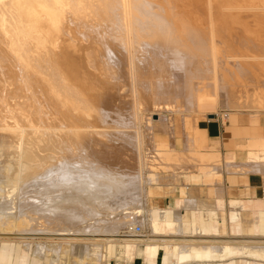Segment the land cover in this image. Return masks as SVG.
<instances>
[{
	"label": "bare ground",
	"instance_id": "6f19581e",
	"mask_svg": "<svg viewBox=\"0 0 264 264\" xmlns=\"http://www.w3.org/2000/svg\"><path fill=\"white\" fill-rule=\"evenodd\" d=\"M210 110L264 114V0H0V241L40 264L264 258L257 237L168 239L182 217L155 213L150 186L220 161Z\"/></svg>",
	"mask_w": 264,
	"mask_h": 264
},
{
	"label": "crops",
	"instance_id": "0c3cea01",
	"mask_svg": "<svg viewBox=\"0 0 264 264\" xmlns=\"http://www.w3.org/2000/svg\"><path fill=\"white\" fill-rule=\"evenodd\" d=\"M258 115L221 114L218 119L222 122L223 132L216 136L211 135L206 120L203 129L204 149L218 154L220 161L191 173L171 188L159 184L150 186L149 194L155 198V213L164 207L172 216L177 214L182 217L179 227L172 218L166 221V238L196 236L201 229L204 236H214L217 241L221 239L219 241L232 242L253 237L264 239V114ZM168 196L170 201L164 203L163 199ZM186 200L195 203L189 206ZM179 228L188 234H175ZM139 249H143V255L139 256ZM151 255L145 247H138L130 261L135 263L140 258L150 264H264V258H250L247 255L228 254L221 258H202V253L192 251L173 254L171 259L164 258V254ZM112 259H125L116 253L113 245L110 246L109 262ZM0 264L40 262L20 243L0 241Z\"/></svg>",
	"mask_w": 264,
	"mask_h": 264
},
{
	"label": "rangeland",
	"instance_id": "374dc122",
	"mask_svg": "<svg viewBox=\"0 0 264 264\" xmlns=\"http://www.w3.org/2000/svg\"><path fill=\"white\" fill-rule=\"evenodd\" d=\"M155 114H156V115H155ZM155 114L153 115V118H154V119H158V118H159L158 113H155ZM207 114H210V115H208L207 125H208V127H209V129H210V133H211V135H212V136H216L217 134L222 133V132H223V125H222L221 120L218 119V114H217L216 110L208 111ZM159 140H160V142H161V144H162V147H163V146H166V143H167V137H166L165 135H159ZM169 201H170V197H169V196H168V197H165V198L163 199V202H164V203H168ZM34 237H35V236H34ZM36 237H37V238H36ZM36 237H35V238H36V241H38L39 238H41L40 235H36ZM38 237H39V238H38ZM44 238H45V237L42 236V239H43V240H45ZM112 260H115V259H112ZM141 262H143L142 259H140V258H137V259H136V263H137V264H140Z\"/></svg>",
	"mask_w": 264,
	"mask_h": 264
},
{
	"label": "built area",
	"instance_id": "2783aa9c",
	"mask_svg": "<svg viewBox=\"0 0 264 264\" xmlns=\"http://www.w3.org/2000/svg\"><path fill=\"white\" fill-rule=\"evenodd\" d=\"M142 227L141 226H137L136 228V232L140 233L142 232ZM118 262L116 260H111L108 264H117ZM134 264H137L136 262ZM140 264H148V263H144V262H141Z\"/></svg>",
	"mask_w": 264,
	"mask_h": 264
}]
</instances>
